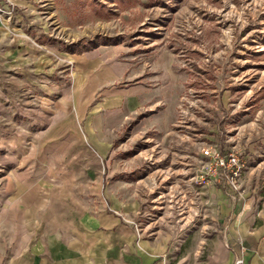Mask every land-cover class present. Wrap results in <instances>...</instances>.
I'll use <instances>...</instances> for the list:
<instances>
[{"label": "rangeland", "instance_id": "1", "mask_svg": "<svg viewBox=\"0 0 264 264\" xmlns=\"http://www.w3.org/2000/svg\"><path fill=\"white\" fill-rule=\"evenodd\" d=\"M102 47L162 89L111 149L126 221L137 199L142 226L220 234L231 205L264 201V0H0V217L21 173L35 168L26 160L33 136L62 113L74 59ZM34 105L41 114L28 113ZM208 146L237 152L239 182L205 175Z\"/></svg>", "mask_w": 264, "mask_h": 264}, {"label": "crops", "instance_id": "2", "mask_svg": "<svg viewBox=\"0 0 264 264\" xmlns=\"http://www.w3.org/2000/svg\"><path fill=\"white\" fill-rule=\"evenodd\" d=\"M118 56L102 47L74 59L62 113L30 142L26 160L35 168L21 173L19 187L2 203L0 264H234L241 252L245 264H264V201L255 198L228 208L220 234L174 237L155 224L142 226L137 199L129 207L134 217L125 220L124 171L112 168L111 149L128 120L162 89L149 87L146 76ZM33 64L41 80L43 62ZM39 92L30 98L41 102ZM33 107L29 114L42 113ZM37 124L34 118L29 129Z\"/></svg>", "mask_w": 264, "mask_h": 264}, {"label": "built area", "instance_id": "3", "mask_svg": "<svg viewBox=\"0 0 264 264\" xmlns=\"http://www.w3.org/2000/svg\"><path fill=\"white\" fill-rule=\"evenodd\" d=\"M204 157L208 159L206 167V176H225L233 181L239 182L240 172L244 166L238 157L237 152L230 151L222 153L216 147L208 146L202 150ZM220 171V172H219ZM234 264H245L243 253L241 252L234 261Z\"/></svg>", "mask_w": 264, "mask_h": 264}]
</instances>
